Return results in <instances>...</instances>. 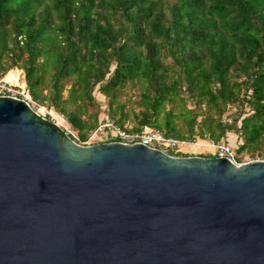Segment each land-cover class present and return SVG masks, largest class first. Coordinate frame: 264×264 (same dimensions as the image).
<instances>
[{
	"label": "trees",
	"instance_id": "trees-1",
	"mask_svg": "<svg viewBox=\"0 0 264 264\" xmlns=\"http://www.w3.org/2000/svg\"><path fill=\"white\" fill-rule=\"evenodd\" d=\"M13 68L79 145L106 117L264 160V0H0V79Z\"/></svg>",
	"mask_w": 264,
	"mask_h": 264
},
{
	"label": "water",
	"instance_id": "water-1",
	"mask_svg": "<svg viewBox=\"0 0 264 264\" xmlns=\"http://www.w3.org/2000/svg\"><path fill=\"white\" fill-rule=\"evenodd\" d=\"M0 264H264V160L82 146L0 96Z\"/></svg>",
	"mask_w": 264,
	"mask_h": 264
},
{
	"label": "built area",
	"instance_id": "built-area-1",
	"mask_svg": "<svg viewBox=\"0 0 264 264\" xmlns=\"http://www.w3.org/2000/svg\"><path fill=\"white\" fill-rule=\"evenodd\" d=\"M11 86L13 85L5 81V76L1 78L0 96L18 98V96L20 95L13 96V92H12L13 89L11 88ZM19 99H22L27 103L29 102V99L23 96L22 98ZM98 130L109 131L112 137H115L119 140L118 143H122L126 145L141 144L149 148L162 151L164 153L166 152V150L177 149L180 144H183L174 139L163 136V134L157 130H148L140 134L126 133L123 130L116 128L112 122L107 120L106 117L104 118V121L99 125L97 131ZM94 133H96V131ZM211 146L213 148V154L216 156V158H226L234 164H242V163H237L235 161V153L230 145L224 143H216V144L211 143Z\"/></svg>",
	"mask_w": 264,
	"mask_h": 264
},
{
	"label": "rangeland",
	"instance_id": "rangeland-1",
	"mask_svg": "<svg viewBox=\"0 0 264 264\" xmlns=\"http://www.w3.org/2000/svg\"><path fill=\"white\" fill-rule=\"evenodd\" d=\"M11 70H17L20 73L18 74V84L22 85L23 87L17 85H13L11 86V88L13 89V96H23L26 97L27 99L28 96L24 93V81H23V73L22 71H20L17 68H13ZM95 98L98 101H102V97L99 96L98 94H95ZM31 107V109L33 111H35L38 115H40L41 117L45 118V116H48L50 118L51 121H53L54 123H56L59 127H61L63 129V131H65L66 134H71L73 136H75V133L72 132L70 130V127L63 121L62 118H60L58 115H56L54 112L52 111H47L45 108L43 107H39L36 106L33 103H28ZM103 116H100V119H102ZM46 119V118H45ZM126 127H130V125H126ZM111 136L109 131L106 130H101V131H97L96 133L92 132L90 133L88 140L86 141V145L85 146H89V145H95V144H101V143H105L107 137ZM228 140L231 142V144L234 142V137L231 135L228 137ZM177 150L181 153H185L187 155H191V156H197V155H206V154H213V148L211 146V143H201L200 141H196L194 143H183L180 144L179 147L177 148ZM251 161H256L253 160L251 158H249L248 156H245L242 159V162L240 163H247V162H251Z\"/></svg>",
	"mask_w": 264,
	"mask_h": 264
},
{
	"label": "bare ground",
	"instance_id": "bare-ground-1",
	"mask_svg": "<svg viewBox=\"0 0 264 264\" xmlns=\"http://www.w3.org/2000/svg\"><path fill=\"white\" fill-rule=\"evenodd\" d=\"M20 72L17 70H10L6 75H5V81L7 83H10L11 85H17L18 84V74ZM19 85V84H18ZM21 87H23L22 85H19Z\"/></svg>",
	"mask_w": 264,
	"mask_h": 264
}]
</instances>
